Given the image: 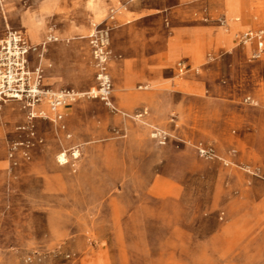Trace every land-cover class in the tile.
Masks as SVG:
<instances>
[{
    "label": "rangeland",
    "instance_id": "374dc122",
    "mask_svg": "<svg viewBox=\"0 0 264 264\" xmlns=\"http://www.w3.org/2000/svg\"><path fill=\"white\" fill-rule=\"evenodd\" d=\"M100 1L97 13L99 0H0V40L21 32L36 47L28 66L42 69L50 89L95 85L89 36L108 25L116 109L76 100L65 109L66 139L47 119L29 121L19 102H0V264H264V154L233 147L234 127L227 141L210 127L212 108L221 104L226 116L244 108V96H214L212 81L194 82L169 91L163 112L162 98L123 66L152 51L153 33L168 36L186 19H224L237 44L238 33L264 28V0H223L210 13L220 0ZM184 59L168 68L172 81L203 75L195 65L177 76ZM153 127L169 135L164 144ZM198 144L216 157H201ZM74 145L79 159L59 165L56 156ZM237 152L248 161L234 162Z\"/></svg>",
    "mask_w": 264,
    "mask_h": 264
},
{
    "label": "crops",
    "instance_id": "0c3cea01",
    "mask_svg": "<svg viewBox=\"0 0 264 264\" xmlns=\"http://www.w3.org/2000/svg\"><path fill=\"white\" fill-rule=\"evenodd\" d=\"M101 5L99 0L100 8ZM208 7L209 13L216 12L224 9L226 2L214 1ZM186 22L173 27L168 36L153 33V41L148 43V47H152L151 52L146 56L134 52L130 59H126L123 66L125 70L129 68L130 80L147 83L155 97L162 98L163 112L167 111L165 97L169 91L181 94L194 89L195 83L203 81H212L208 91L214 96L223 95L232 100L242 95L243 98L250 97L256 105L244 104V108L229 109L226 116L221 104L212 108L211 134L227 141L224 131L234 127L233 147L242 143L247 152L254 150L264 154V51L258 59L252 60L251 56L256 51L255 44H236L231 35L234 27L226 32L212 22L205 24L188 19ZM180 57L185 58L189 66H203V75H195L196 80L186 77L178 82L172 81L166 73L170 65ZM215 79H219L220 83L213 82ZM221 80L225 84H221ZM156 105L160 108L159 104ZM241 159L248 161L240 152L232 158L237 163Z\"/></svg>",
    "mask_w": 264,
    "mask_h": 264
},
{
    "label": "built area",
    "instance_id": "2783aa9c",
    "mask_svg": "<svg viewBox=\"0 0 264 264\" xmlns=\"http://www.w3.org/2000/svg\"><path fill=\"white\" fill-rule=\"evenodd\" d=\"M204 14L206 12L204 11ZM207 20V15L205 16ZM110 20H113L110 17ZM223 26L224 19L218 20ZM109 32L110 27L105 25L100 29H94L89 36V46L91 57L95 69V85L85 92L77 93L73 90L59 89L53 90L43 83L42 69L37 66H28V57L31 52L36 51L27 43L24 36L19 31H7L0 40V102L15 101L22 105L28 120L42 118L50 121L57 133H62L66 139H70L67 133L65 119V109L80 98L95 99L102 102L111 110H116L112 104V79L109 73ZM56 40L49 37L48 41ZM238 45L255 44L256 51L251 59H258L264 51V28L256 30H246L235 36ZM190 66L185 61L176 64L177 76L188 73ZM243 104L256 105L250 97L242 99ZM143 114H145L143 112ZM139 117L142 115H138ZM150 136L159 144H164L169 135L157 127L151 129ZM201 157H216L211 147L198 144L196 147ZM231 154H235L232 151ZM80 157L79 146L74 145L62 149L56 156L59 165L73 164Z\"/></svg>",
    "mask_w": 264,
    "mask_h": 264
},
{
    "label": "bare ground",
    "instance_id": "6f19581e",
    "mask_svg": "<svg viewBox=\"0 0 264 264\" xmlns=\"http://www.w3.org/2000/svg\"><path fill=\"white\" fill-rule=\"evenodd\" d=\"M93 9L96 12H100L101 11V8H100L99 4H97V5L95 4V6L93 7Z\"/></svg>",
    "mask_w": 264,
    "mask_h": 264
}]
</instances>
